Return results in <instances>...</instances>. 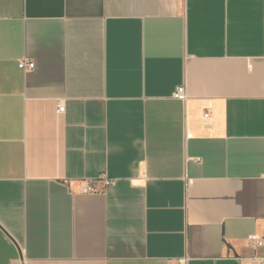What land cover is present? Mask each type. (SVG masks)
<instances>
[{
  "label": "crops",
  "instance_id": "crops-1",
  "mask_svg": "<svg viewBox=\"0 0 264 264\" xmlns=\"http://www.w3.org/2000/svg\"><path fill=\"white\" fill-rule=\"evenodd\" d=\"M254 233L264 0H0V264H264Z\"/></svg>",
  "mask_w": 264,
  "mask_h": 264
},
{
  "label": "built area",
  "instance_id": "built-area-1",
  "mask_svg": "<svg viewBox=\"0 0 264 264\" xmlns=\"http://www.w3.org/2000/svg\"><path fill=\"white\" fill-rule=\"evenodd\" d=\"M19 68L25 70H32L35 66L33 61H30L27 58H23L18 63ZM186 91L185 87L183 85H180L176 88L173 97L179 100H185L186 99ZM57 110L59 112L64 111V106L60 101H57ZM206 115V114H205ZM96 189L92 186H86L82 189L83 193H89L94 192ZM249 244L254 248H260L264 246V234L258 235V234H251L248 238ZM252 264H261L259 261L256 260V258L252 259Z\"/></svg>",
  "mask_w": 264,
  "mask_h": 264
}]
</instances>
